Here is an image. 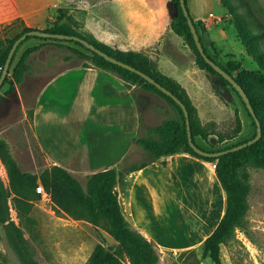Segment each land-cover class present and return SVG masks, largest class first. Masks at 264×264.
Masks as SVG:
<instances>
[{"label":"rangeland","instance_id":"rangeland-1","mask_svg":"<svg viewBox=\"0 0 264 264\" xmlns=\"http://www.w3.org/2000/svg\"><path fill=\"white\" fill-rule=\"evenodd\" d=\"M92 1L94 0H0V36L11 35L19 28L13 24L16 17L11 16V2L19 9L18 19L27 26L45 29L55 24H66L75 32L88 36L91 33L86 29L85 19ZM227 1L229 9L223 8V19L230 24L235 19L242 29L264 35V0ZM238 12L244 16H248L250 12L259 24L248 22ZM232 25L229 27L226 46L236 47L242 56H237V59L223 58L221 63L225 64L229 60L250 71H259L258 65L248 55L238 35H235L237 31L235 32ZM32 46L37 48L23 62L22 80L9 92L8 83L0 87V139L6 143L7 151L22 171L39 174L53 165L40 150L33 134L32 112L35 98L44 84L58 72L92 63L73 51L72 48H78L88 54L73 42L30 38L19 47L8 74L25 49ZM259 46H264V37L259 39ZM206 76L212 90L214 91L213 86L218 90L216 95L222 108L201 111V121L209 124L210 135L206 141L197 136V142L206 149L214 150L252 136L255 128L239 96L229 85L223 84L218 76L207 73ZM126 83L134 91L140 107L143 135L148 128L158 126L167 119L180 120L177 108L145 83ZM235 111L240 118L238 133H234L237 125ZM137 160L139 158L129 159L126 166L136 163ZM200 166L202 168H199V173L202 172L205 176L208 186L202 185L196 175H183L184 185L180 194L175 191L164 192L161 189L154 192V204L145 193V204L155 213L151 224L157 235L167 239L177 238L184 245H195L197 243H190L183 237L192 233L208 216L214 224L222 215L224 206L216 178L208 164ZM245 172L249 184L248 208L243 226L236 227L227 242L220 245L223 264H264V168L250 164L246 166ZM73 174L85 183L86 175ZM0 180L4 188L0 189V198L3 200L8 192V219L4 223L6 225H0V264H86L100 235L106 243H111L110 232L95 227L86 220L73 219L58 213L47 196L40 195L34 200L30 211L22 217L15 207V194L10 190L8 180H3L1 176ZM168 193H172L173 199L177 201L174 212L169 210ZM211 204L214 206L213 210H210ZM192 207L195 212L197 210L196 214L194 211L192 215L191 211L187 212ZM157 252L158 260L155 264H214L209 256L202 255L201 248L175 254L158 247ZM125 262L130 264L128 259Z\"/></svg>","mask_w":264,"mask_h":264},{"label":"crops","instance_id":"crops-1","mask_svg":"<svg viewBox=\"0 0 264 264\" xmlns=\"http://www.w3.org/2000/svg\"><path fill=\"white\" fill-rule=\"evenodd\" d=\"M186 1L206 50L220 63L223 58L237 59L241 54L236 47L226 46L232 24L223 19L224 9L218 0ZM88 10L86 29L97 40L113 49L141 52L155 61L162 73L186 89L198 114L222 108L206 72L196 64L194 53L171 28L174 13L171 0H94ZM32 113L34 137L51 165L82 175L116 169L122 212L161 250L177 254L199 249L223 217L225 194L213 171L224 210L211 231L195 245H184L177 238L167 239L155 233L151 224L155 213L147 208L145 193L154 204V192L161 189L180 194L185 175H196L206 185L199 168L210 162L180 151L126 171V161L135 157L143 161L127 165L143 164L150 154L136 144L142 134L143 120L134 91L116 73L95 65H78L60 71L44 84L35 98ZM0 176L8 180L1 159ZM168 196L169 210L174 212L177 201L172 193ZM213 209L211 204L210 210Z\"/></svg>","mask_w":264,"mask_h":264},{"label":"trees","instance_id":"trees-1","mask_svg":"<svg viewBox=\"0 0 264 264\" xmlns=\"http://www.w3.org/2000/svg\"><path fill=\"white\" fill-rule=\"evenodd\" d=\"M171 2L174 8L170 24L171 28L183 39L184 43H186L194 53L195 61L198 67L203 69L208 75L213 74L218 76L223 84L229 85L235 91L229 81L213 69V67L205 61L203 56L198 51L179 0H171ZM218 2L224 9L229 7V3L228 1L226 2V0H218ZM185 4L188 9L186 0ZM10 6L13 11L11 16L16 17L13 24L18 25L19 28H17V30H15L11 35L3 34L0 36L1 70L14 40L22 33L34 29L33 27L25 25L23 21L18 19L19 9L14 6L12 2L10 3ZM231 6L233 7V5ZM249 13L248 16H244L241 13L239 14H241L248 22L259 24L254 15ZM189 16L196 27V21L191 16L190 12ZM0 19L2 18L0 17ZM232 24L237 31V35L240 38L241 43L247 50L248 55L251 56L254 62L258 65L259 71H250L243 68L241 65L230 62L229 60L227 63L222 64L218 62L204 46L203 47L206 54L218 63L224 70L229 72L243 87L250 99L256 116L261 122L262 133L259 139L255 142L240 149L222 154L218 157L201 155L195 152L189 145L183 110L172 97L162 92L154 84L148 82L138 73L105 59L103 56L87 48L82 43L76 40L27 35L26 38L17 46L15 51V53H17L23 42L30 38L54 39L73 42L88 52L87 54L78 48H72L78 55L89 59L92 63L91 65L116 73L124 80L125 83L126 81H130L131 83L143 82L147 87L158 92L177 108L180 116L179 121L177 118L167 119L158 126L148 128L146 134H142L137 137L136 144L148 152L150 154V158H148L143 164L128 165L125 170L137 169L141 167V165H145L147 162L151 161L153 158L180 151L187 152L210 162L208 165L210 166L212 172L215 171L216 176L220 181L224 190L226 202V211L223 217L213 232L205 238L200 246L202 249V255L209 256L214 264H223L220 257V245L227 242L236 227H242L244 224L245 214L248 208L247 195L249 192L247 173L245 172L246 166L251 164L256 167L264 168V46H259V39L263 38L264 35L242 29L239 22L235 19ZM43 30L57 33L76 34L84 37L96 47L149 74L157 82L171 90L186 105L189 113L192 139L204 150L216 151L229 148L230 146L252 138L256 133L254 119L239 94L235 91L241 99L247 114L252 119V123L255 128L254 134L249 138L223 148L214 150L206 149L197 142L196 137L199 136L201 139L206 141L207 137L210 135L208 128L209 124H204L201 121L197 108L192 103L186 89L176 79L162 73L158 69L155 61L141 52L113 49L97 40L92 34L88 36L79 34L66 24H55L53 26L46 27ZM36 48L37 46L26 48L17 63L13 66L11 73L6 75L3 84L8 83V92L14 88L16 83H19L22 80V74L24 71L23 62L27 55ZM126 85L129 86L127 83ZM213 88L214 92L218 94V90L214 86ZM235 116L237 125L234 128V133H238L240 129V118L238 117L236 111ZM0 155L2 157L1 161L5 165L7 171L10 190H12L15 194V207L18 209L22 217L27 215L33 206V201L41 195V192L38 189L41 185L43 189L49 193L52 207L56 209L58 213L67 215L73 219L86 220L95 227L104 228L112 234L116 242L110 244L106 243L105 239L99 234L100 239L95 244L86 264H126V259L129 260L130 264L156 263L158 260V245L153 240L146 238L122 212L119 193L116 188L118 182L116 169L108 168L86 175L85 183L83 184L81 180L73 174V172L59 165H53L49 168H45L39 174L22 171L17 162L7 151L6 143L1 139ZM0 189H4L1 180ZM7 196L8 192L3 200L0 198V225H6L4 223L8 219ZM216 222L211 226L207 233L211 231Z\"/></svg>","mask_w":264,"mask_h":264},{"label":"water","instance_id":"water-1","mask_svg":"<svg viewBox=\"0 0 264 264\" xmlns=\"http://www.w3.org/2000/svg\"><path fill=\"white\" fill-rule=\"evenodd\" d=\"M182 11L184 13V15L187 18V23L189 25L190 28V32L192 33L193 36V40L196 44V47L198 49V51L200 52V54L203 56V58L205 59V61L207 63H209L213 69H215L218 73H220L225 79H227L229 81V83L232 85V87L235 89V91L239 94V96L241 97L242 101L244 102L246 108L248 109L249 113L252 115L255 125H256V133L255 135L246 140L243 141L241 143L235 144L233 146H230L229 148H224L221 150H216V151H208V150H204L201 147H199L192 139V133H191V127H190V122H189V113L188 110L186 108V105L182 102V100L180 98H178L171 90H169L168 88H166L165 86H163L162 84H160L159 82H157L152 76H150L149 74L143 72L140 69L135 68L134 66L123 62L113 56H111L110 54H108L107 52L101 50L100 48L96 47L93 43L89 42L86 38L81 37L79 35L76 34H67V33H57V32H49L43 29H38V28H34L31 30H28L24 33H22L20 36H18L14 42L12 43L9 52L7 54V57L5 59V62L3 64V68L1 70L0 73V87L2 86L4 79L6 77V75L8 74L11 64L16 56V48L17 46L26 38L27 35H37V36H41V37H50V38H59V39H68V40H76L80 43H82L84 46H86L87 48L91 49L94 52H97L98 54H100L101 56H103L105 59L116 63L118 65H121L131 71H134L136 73H138L140 76H142L144 79H146L148 82L154 84L157 88H159L162 92H164L165 94L169 95L170 97L173 98V100H175V102L177 104H179V106L182 108L184 116H185V124H186V131H187V138H188V142L189 145L194 149L195 152L201 154V155H205V156H214V157H218L222 154L228 153L230 151H234L237 149H240L248 144H251L253 142H255L256 140L259 139V137L261 136L262 133V127H261V122L258 119V117L256 116L254 109L251 105L250 99L248 97V95L246 94L245 90L243 89V87L236 81V79L226 70H224L218 63H216L214 60H212L205 52L203 44L200 40L199 34L196 30V27L191 19V17L189 16V12L188 9L186 7L185 4V0H179ZM109 240L111 243L116 242L115 239L109 235Z\"/></svg>","mask_w":264,"mask_h":264},{"label":"bare ground","instance_id":"bare-ground-1","mask_svg":"<svg viewBox=\"0 0 264 264\" xmlns=\"http://www.w3.org/2000/svg\"><path fill=\"white\" fill-rule=\"evenodd\" d=\"M214 178V177H213ZM214 182H215V178H214ZM191 211V215L192 212L194 210V207L190 208L187 210V212ZM197 212V210H196ZM195 212V214H196ZM188 216V214H187ZM213 222H211L210 217L208 216L205 221L200 222L198 224V226L192 231V233L190 232L189 235L184 236V240H189L188 242L190 243H198L199 241H201V239L203 238V236L209 231L210 227L212 226ZM185 237H188V239H185Z\"/></svg>","mask_w":264,"mask_h":264},{"label":"built area","instance_id":"built-area-1","mask_svg":"<svg viewBox=\"0 0 264 264\" xmlns=\"http://www.w3.org/2000/svg\"><path fill=\"white\" fill-rule=\"evenodd\" d=\"M0 70H1V65H0ZM5 166V165H4ZM38 189H39V191L41 192V195L42 196H47L49 199H50V195H49V193H47L44 189H43V187L40 185L39 187H38Z\"/></svg>","mask_w":264,"mask_h":264}]
</instances>
